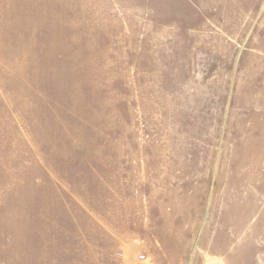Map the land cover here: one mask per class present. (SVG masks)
<instances>
[{
    "label": "rangeland",
    "instance_id": "rangeland-1",
    "mask_svg": "<svg viewBox=\"0 0 264 264\" xmlns=\"http://www.w3.org/2000/svg\"><path fill=\"white\" fill-rule=\"evenodd\" d=\"M0 264H264V0H0Z\"/></svg>",
    "mask_w": 264,
    "mask_h": 264
},
{
    "label": "built area",
    "instance_id": "built-area-1",
    "mask_svg": "<svg viewBox=\"0 0 264 264\" xmlns=\"http://www.w3.org/2000/svg\"><path fill=\"white\" fill-rule=\"evenodd\" d=\"M119 256H122V254H119ZM139 260L140 261H145L146 260V256H144V255L139 256Z\"/></svg>",
    "mask_w": 264,
    "mask_h": 264
}]
</instances>
